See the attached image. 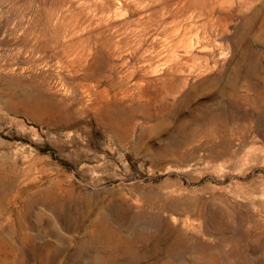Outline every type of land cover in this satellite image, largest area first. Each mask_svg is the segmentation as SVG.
Listing matches in <instances>:
<instances>
[{"label": "rangeland", "instance_id": "374dc122", "mask_svg": "<svg viewBox=\"0 0 264 264\" xmlns=\"http://www.w3.org/2000/svg\"><path fill=\"white\" fill-rule=\"evenodd\" d=\"M0 264H264V0H0Z\"/></svg>", "mask_w": 264, "mask_h": 264}, {"label": "bare ground", "instance_id": "6f19581e", "mask_svg": "<svg viewBox=\"0 0 264 264\" xmlns=\"http://www.w3.org/2000/svg\"><path fill=\"white\" fill-rule=\"evenodd\" d=\"M194 48V44L192 42H188L186 45V49L183 50L182 55H176V56H171L169 59H167L165 62H158L157 64H149L150 68L147 71L146 70V74L148 75V73H152L153 75L148 76L145 79H141L139 80V83L141 84H147L149 86V89H147V94H149V92H154V89L159 87L162 82L164 81V77L158 76L157 73L160 70H164L166 69V73L168 75H171V77H179V76H185L186 73V66H187V61H189L190 58L186 59V56H189L188 54L191 53L193 51ZM200 51L202 52L203 49L200 48ZM200 60L201 58H194L193 60ZM83 59L82 57H78L77 54H75V63L77 67L83 66ZM73 62V60L71 61ZM209 58H207L206 64L204 66H202L200 68V71H207L210 68V63H209ZM75 68V66L73 67V69ZM76 69V68H75ZM85 81L88 80V78H84ZM101 91V90H100ZM103 92V90L101 91ZM170 97L167 96L165 98V100L167 101ZM92 105V106H91ZM104 108V104L100 101H96L93 104H88L86 109H88V111H93V110H102Z\"/></svg>", "mask_w": 264, "mask_h": 264}]
</instances>
